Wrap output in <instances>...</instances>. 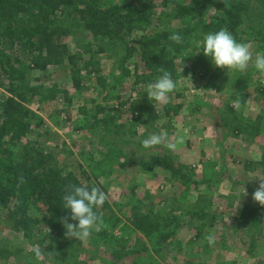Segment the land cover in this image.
<instances>
[{
    "label": "rangeland",
    "instance_id": "374dc122",
    "mask_svg": "<svg viewBox=\"0 0 264 264\" xmlns=\"http://www.w3.org/2000/svg\"><path fill=\"white\" fill-rule=\"evenodd\" d=\"M149 1L156 6L154 30L182 27V23L168 16L167 9L172 7L173 0L167 8H162V0ZM231 1L243 6L245 34L240 37L251 46L254 60L257 54H263L259 45L264 38V0ZM85 38V35L77 34L68 39L69 46L73 51H81L80 43L86 42ZM198 42L194 40L184 55L186 69L193 66L201 54ZM117 51L119 54L121 50ZM118 57L116 50L98 57L101 76L106 79L104 91L94 84V80L87 83L90 85L88 92L75 91L62 68L44 74L29 71L28 85H57L69 93L71 105H66L62 97L45 105L26 104L37 119L43 121L27 140L44 143L45 151L53 152L57 159L63 157L66 162L82 165L91 178V185L106 194L109 208L103 209L101 215L105 232L115 236V241L106 244L105 240L91 234L86 241L75 240L71 246L61 243L63 250L59 253L56 251L58 246L47 239L40 246L45 255L37 258L32 250L34 244L13 230L9 214L0 209V264H74L83 261L87 264H133L131 256L116 263L111 254L117 248H123L122 253L136 250L139 245L151 248L152 243L147 238L126 224V219L137 208L138 213L152 209L154 213H160L162 219L171 220L175 227V234L170 243L164 245L161 257H155L157 264H264V206L252 199L259 180L264 178L263 167L259 164L264 158V91L257 90L264 88V73L257 71L251 62L243 72L217 68L211 63L209 72L203 76L200 72L189 73L179 68L181 75L176 91L168 94L165 101L157 102L149 100L145 85L134 84L133 64L137 58H131L121 68ZM124 68L131 72L128 77H122ZM0 94H5L2 86ZM240 94L247 97L245 104L237 109L230 98ZM98 104L108 108L124 104L125 113L110 125V130L95 122ZM177 105L181 108L174 115L172 112ZM130 107L132 111H129ZM139 113L145 123L136 119ZM232 118L247 126L244 134H231ZM251 126L259 133L254 134ZM163 131L168 132L172 142L182 139L176 150L163 145L143 148L141 141L150 133ZM39 132L46 135L36 138ZM61 148L63 152L59 156L57 152ZM154 156H168L175 163L189 166L195 184L184 187L161 168L147 170L143 162ZM204 204H207V225L196 237L200 223L189 212L195 210L194 205L202 207ZM244 205L263 208L262 237L251 250L247 229L236 225V217ZM116 218L120 223L112 229L111 224ZM41 233L53 236L45 229ZM206 235H212L216 243L210 246L204 239ZM52 251L58 253L54 259L47 256V252Z\"/></svg>",
    "mask_w": 264,
    "mask_h": 264
},
{
    "label": "trees",
    "instance_id": "16d2710c",
    "mask_svg": "<svg viewBox=\"0 0 264 264\" xmlns=\"http://www.w3.org/2000/svg\"><path fill=\"white\" fill-rule=\"evenodd\" d=\"M169 1L162 0V8H167ZM172 3V7L167 9L168 16L182 23V27L154 30L152 24L156 6L149 0H0V80L3 79L0 86L5 91V94H0V209L9 214L13 230L32 244L41 246L48 239L52 245L58 246L56 251L59 253L63 250L61 243L73 245L75 239L65 236L66 229L61 223L62 218L71 216L70 210L63 208L65 188L70 184L80 186L84 183L90 189L93 185L82 165L66 162L63 157L57 159L53 152L45 151L47 147L44 143L27 140L29 134L43 125V121L26 107L27 103L45 105L62 97L66 105H71L69 93L57 85H28L29 71L37 70L44 74L62 68L75 91L88 92L90 85L87 83L91 80L104 91L106 79L101 76L98 57L116 50L121 68L131 58H137L133 64L134 84L147 86L155 82L161 75L157 71L158 67L168 70L177 83L181 75L179 68L189 73L200 72V76L210 70L212 61L204 56L201 46V54L193 66L188 69L183 66L186 62L184 55L194 40L202 41L204 35L226 28L238 43H244L240 37L245 34L242 28L245 22L242 15L244 9L237 2L173 0ZM173 33L181 35V44L168 39ZM77 34L86 37V42L80 43L81 51H73L68 42ZM169 46L172 52L168 51ZM259 47L264 54V38ZM117 50H121L119 54ZM130 73L124 68L122 77H128ZM257 90L263 92L264 88ZM238 97L241 105H244L246 94L233 95L230 100L235 101ZM123 105L108 108L98 104L94 113L96 124L100 123L104 129L110 130V125L125 113ZM132 107L129 111H132ZM139 108L145 109L143 106ZM180 108L181 105H177L172 114L177 115ZM142 117L139 113L136 119L145 123ZM230 122L233 136L246 132L247 126L237 121V118H232ZM251 127L254 134L259 133L255 126ZM36 135L38 138L46 133L39 132ZM62 152L61 148L57 154L60 156ZM259 164L264 174V158ZM143 166L147 170L161 168L169 172L170 178L181 186L195 184L191 178V168L175 163L168 156H154L144 161ZM206 205H194L195 210L189 212L200 223L196 237L201 235L207 225ZM107 207L105 200L102 206H94L93 211L103 220L101 211ZM137 209L126 219V224L147 238L152 243L151 248L139 245L140 248L124 253L121 252L123 248H117L111 255L116 263L131 256L133 264H157L155 257H161L164 245L170 243L175 234V227L171 220L162 219L161 214L154 213L152 209L142 213H138ZM262 210L261 206L244 205L236 217V225L248 231L250 250L262 237ZM68 222L78 223L70 218ZM118 223L120 220L116 218L111 228H115ZM42 229L53 233V236L49 237L46 233L40 235ZM91 234L105 240L106 244L116 239L105 232L104 221L98 232ZM138 242L142 243L140 239ZM141 254L145 256L141 257ZM79 264L87 263L83 261Z\"/></svg>",
    "mask_w": 264,
    "mask_h": 264
},
{
    "label": "clouds",
    "instance_id": "9594fccd",
    "mask_svg": "<svg viewBox=\"0 0 264 264\" xmlns=\"http://www.w3.org/2000/svg\"><path fill=\"white\" fill-rule=\"evenodd\" d=\"M168 39L175 44L183 42V38L178 33L171 34ZM198 44L202 47L204 56L209 57L217 68L243 72L248 69L251 62L257 71L264 73V54H257L253 60L251 46L247 43H238L226 28L204 35L202 41H199ZM168 51H173L171 46H169ZM157 71L161 75L156 78L155 82L147 84L146 93L149 100L163 102L169 93L176 90L177 84L172 79L171 73L164 67H158ZM233 104L238 109L241 105L240 98L238 97L233 101ZM182 142V139L172 142L168 132L163 131L161 133H150L146 139L141 141V144L145 149L163 145L169 150H176L177 144ZM62 199L63 208L70 210L71 213L70 217L65 216L61 220L66 229L65 236L86 241L91 233L103 224L102 218L93 211V208L104 204L106 194L96 186L89 189V186L84 183H81L80 186L70 184L65 188V195ZM252 199L259 205L264 206V178L259 180L258 187L252 193ZM69 218L78 223H69ZM204 239L210 246L216 243L212 235H206ZM32 250L37 258L45 255L44 249H41L39 245H34ZM57 255L58 253L55 251L47 252V256L52 259Z\"/></svg>",
    "mask_w": 264,
    "mask_h": 264
},
{
    "label": "water",
    "instance_id": "95a60500",
    "mask_svg": "<svg viewBox=\"0 0 264 264\" xmlns=\"http://www.w3.org/2000/svg\"><path fill=\"white\" fill-rule=\"evenodd\" d=\"M93 230H94V229H93ZM93 232L95 233V232H97V230H96V231H93Z\"/></svg>",
    "mask_w": 264,
    "mask_h": 264
}]
</instances>
